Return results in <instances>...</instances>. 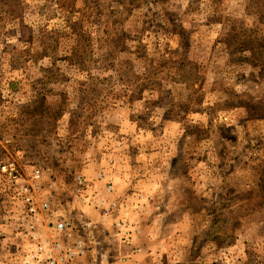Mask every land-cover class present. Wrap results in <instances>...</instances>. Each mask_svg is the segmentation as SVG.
Here are the masks:
<instances>
[{"label": "rangeland", "instance_id": "obj_1", "mask_svg": "<svg viewBox=\"0 0 264 264\" xmlns=\"http://www.w3.org/2000/svg\"><path fill=\"white\" fill-rule=\"evenodd\" d=\"M8 162L70 264H264V0H0V264H37Z\"/></svg>", "mask_w": 264, "mask_h": 264}, {"label": "built area", "instance_id": "obj_2", "mask_svg": "<svg viewBox=\"0 0 264 264\" xmlns=\"http://www.w3.org/2000/svg\"><path fill=\"white\" fill-rule=\"evenodd\" d=\"M1 173L14 186L19 187V194L26 204V230L29 238L37 244V254L35 255V258L39 260L37 264H70L72 261L84 257L88 253L86 241L76 236L74 224L69 220L55 223V232L62 236V238L54 240H50L49 238L44 239L39 233V226L43 222L42 213L49 209L48 203H38L37 196L35 195L40 190V180L43 178L40 169L36 168L33 170L32 177L34 184L30 186L19 183L20 173L15 163H3L1 165ZM79 181L83 182L80 177ZM99 204L104 205V200H100ZM117 227L120 233L123 232L125 225L118 223ZM133 235L134 233H131V231L125 232L124 236L121 237L122 243L127 246H133Z\"/></svg>", "mask_w": 264, "mask_h": 264}]
</instances>
